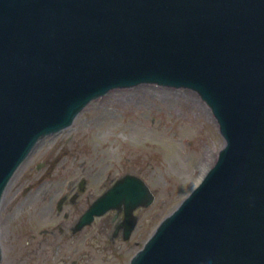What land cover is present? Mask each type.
<instances>
[{"label":"water","instance_id":"water-1","mask_svg":"<svg viewBox=\"0 0 264 264\" xmlns=\"http://www.w3.org/2000/svg\"><path fill=\"white\" fill-rule=\"evenodd\" d=\"M137 85L196 92L223 146L128 264H264V0H0V202L41 139ZM153 201L126 174L76 227Z\"/></svg>","mask_w":264,"mask_h":264},{"label":"rangeland","instance_id":"rangeland-1","mask_svg":"<svg viewBox=\"0 0 264 264\" xmlns=\"http://www.w3.org/2000/svg\"><path fill=\"white\" fill-rule=\"evenodd\" d=\"M222 146L215 118L192 90L137 85L92 100L71 126L41 139L11 178L0 202V264H55L67 245L38 231L53 228L65 211L70 222L117 179L134 174L155 196L139 212L138 245L129 243L121 261L107 262L118 250L108 238V214L70 246L87 251L94 264H128L213 165ZM63 195L74 197V203L60 211L56 202ZM85 237L95 239L96 246L84 247Z\"/></svg>","mask_w":264,"mask_h":264},{"label":"flooded vegetation","instance_id":"flooded-vegetation-1","mask_svg":"<svg viewBox=\"0 0 264 264\" xmlns=\"http://www.w3.org/2000/svg\"><path fill=\"white\" fill-rule=\"evenodd\" d=\"M37 166H38L37 168H39L40 165L37 164ZM124 175H126V174H124ZM130 175H133L137 178H140L139 176L134 175V174H130ZM140 179L142 181H144L142 178H140ZM113 184L111 186H113ZM146 185L148 186L147 183H146ZM80 186H79V190L82 191L83 189H81ZM110 187H108L106 190H108ZM149 190L151 191L150 188H149ZM103 193H101V194H103ZM151 193L153 194L152 191H151ZM100 195H98V196H100ZM94 200H92V202ZM92 202L87 204V206L84 208V210H82V212L78 216L72 218L73 220H71L70 222H67L68 218H69V214H67L68 212L65 211V212H63L62 220L59 223H57L53 228H51V229L42 228L38 231V233L40 235H42L45 239H46L47 235H49L52 238L57 236V239L62 241L63 243H65L67 245V247L69 248V249L66 248L65 251H64V248L62 249V253L64 256H62L61 258H58V260L55 261V264H80V262L83 264L84 263L94 264V263H91V262H93V256H90V254H88L87 251H82L81 253L80 252L78 253V251L76 252V246L73 248L74 250L70 249V246L75 244V241L77 240L78 236L81 233H83V232L87 231L89 228L93 227V225H95L96 221L99 218H102L108 214H111V218L110 219L108 218V226H109L108 238L110 240V243H117L118 250H117V252H113L114 254H112V256H110V257H108L109 255L106 256V258L108 257L107 262L110 261L111 263H115V262L121 261L123 259V256L128 252L129 243L133 242L136 246L138 245V240H134V239L137 236V233L141 229V223L142 222L140 221L141 218H140L139 212L141 210H143V208H145V207L139 206V207H136L132 211V214H131L132 227L130 229H127V227L124 225L125 212H124L123 208H121L120 210H117V209L108 210L105 214H103L101 216H95L94 219L90 223H88L87 225H84L82 228H77L76 226H77V223H78L80 217L87 210V208L90 206V204ZM73 203H74V197L73 198H71V197L67 198V196L63 195L57 200L56 209L61 211L64 206H67V205L70 206ZM34 237L35 236L32 235V238H34ZM96 243H97L96 240L93 238L88 239L85 237L82 240V245L84 247H88L90 245L96 246ZM0 247H1V245H0ZM72 251H73V254L71 257L70 253ZM66 252H67V254H65ZM111 263H109V264H111Z\"/></svg>","mask_w":264,"mask_h":264},{"label":"bare ground","instance_id":"bare-ground-1","mask_svg":"<svg viewBox=\"0 0 264 264\" xmlns=\"http://www.w3.org/2000/svg\"><path fill=\"white\" fill-rule=\"evenodd\" d=\"M54 134H55V133H54ZM21 165H22V164H21ZM18 169H19V168H18ZM18 169H17V170H18ZM16 172H17V171H16ZM199 180H200V179H199Z\"/></svg>","mask_w":264,"mask_h":264}]
</instances>
